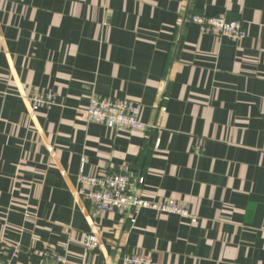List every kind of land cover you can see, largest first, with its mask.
<instances>
[{
  "label": "crops",
  "instance_id": "crops-1",
  "mask_svg": "<svg viewBox=\"0 0 264 264\" xmlns=\"http://www.w3.org/2000/svg\"><path fill=\"white\" fill-rule=\"evenodd\" d=\"M195 15L245 28L233 42ZM56 95L32 111V91ZM92 95L141 107L149 133L81 118ZM85 175L128 166L141 210L93 216ZM130 217L135 223H130ZM98 241L94 251L83 235ZM264 264V0H0V259L40 264Z\"/></svg>",
  "mask_w": 264,
  "mask_h": 264
},
{
  "label": "built area",
  "instance_id": "built-area-1",
  "mask_svg": "<svg viewBox=\"0 0 264 264\" xmlns=\"http://www.w3.org/2000/svg\"><path fill=\"white\" fill-rule=\"evenodd\" d=\"M190 22L197 25L204 34L230 41H241L246 36L244 26L239 21L227 20L224 17H207L195 15ZM32 111L47 109L55 105L56 95L52 92L35 90L26 98ZM141 107L125 100L92 95L87 108L81 112V118L87 123L102 125L108 130L129 134H147L152 129L141 121ZM82 160L77 178L76 196L86 205L93 216L122 213L134 215L141 210H151L160 215H176L189 218L192 224L197 219L189 214L188 206L175 200L154 202L137 194L136 187L143 184L142 177H135L128 166H122L118 173H102L99 176L85 175ZM134 224V218L130 217ZM87 251H94L98 241L92 234L85 233L81 241ZM63 254L44 253L40 264H68ZM0 264H12L0 259ZM79 264H87L81 262ZM123 264H156L141 254H131L124 258Z\"/></svg>",
  "mask_w": 264,
  "mask_h": 264
}]
</instances>
